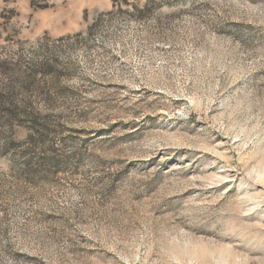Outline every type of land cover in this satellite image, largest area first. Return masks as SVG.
<instances>
[{"label":"rangeland","instance_id":"1","mask_svg":"<svg viewBox=\"0 0 264 264\" xmlns=\"http://www.w3.org/2000/svg\"><path fill=\"white\" fill-rule=\"evenodd\" d=\"M2 95L0 264H264V0H0Z\"/></svg>","mask_w":264,"mask_h":264},{"label":"trees","instance_id":"2","mask_svg":"<svg viewBox=\"0 0 264 264\" xmlns=\"http://www.w3.org/2000/svg\"><path fill=\"white\" fill-rule=\"evenodd\" d=\"M4 101H6V98H5L3 95L0 96V123H1L2 121L5 120V119L3 120V116H5V117H11V116H14V111H13L11 108H10V109H7V108L5 107ZM8 145H11V144L7 143L6 146H8ZM7 149H8V148L3 149L2 152H4V151L7 150ZM7 152H8V151H7ZM7 152H5V153H1L3 158L7 157V155H6Z\"/></svg>","mask_w":264,"mask_h":264},{"label":"bare ground","instance_id":"3","mask_svg":"<svg viewBox=\"0 0 264 264\" xmlns=\"http://www.w3.org/2000/svg\"><path fill=\"white\" fill-rule=\"evenodd\" d=\"M253 200V199H252ZM254 201V200H253Z\"/></svg>","mask_w":264,"mask_h":264}]
</instances>
